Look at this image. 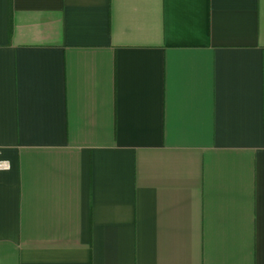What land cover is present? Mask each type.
<instances>
[{"label": "crops", "instance_id": "1", "mask_svg": "<svg viewBox=\"0 0 264 264\" xmlns=\"http://www.w3.org/2000/svg\"><path fill=\"white\" fill-rule=\"evenodd\" d=\"M0 264H264V0H0Z\"/></svg>", "mask_w": 264, "mask_h": 264}, {"label": "built area", "instance_id": "2", "mask_svg": "<svg viewBox=\"0 0 264 264\" xmlns=\"http://www.w3.org/2000/svg\"><path fill=\"white\" fill-rule=\"evenodd\" d=\"M12 167L10 161L6 159H0V172L2 171H8Z\"/></svg>", "mask_w": 264, "mask_h": 264}]
</instances>
